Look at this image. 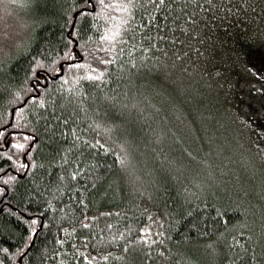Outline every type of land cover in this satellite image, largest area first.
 Here are the masks:
<instances>
[{"label":"trees","instance_id":"obj_1","mask_svg":"<svg viewBox=\"0 0 264 264\" xmlns=\"http://www.w3.org/2000/svg\"><path fill=\"white\" fill-rule=\"evenodd\" d=\"M23 1L0 264H264V0Z\"/></svg>","mask_w":264,"mask_h":264},{"label":"rangeland","instance_id":"obj_2","mask_svg":"<svg viewBox=\"0 0 264 264\" xmlns=\"http://www.w3.org/2000/svg\"><path fill=\"white\" fill-rule=\"evenodd\" d=\"M23 0H0V60L14 54L29 34Z\"/></svg>","mask_w":264,"mask_h":264},{"label":"snow or ice","instance_id":"obj_3","mask_svg":"<svg viewBox=\"0 0 264 264\" xmlns=\"http://www.w3.org/2000/svg\"><path fill=\"white\" fill-rule=\"evenodd\" d=\"M101 2H103V0H101ZM16 147H18V148H20V147H23V145H16ZM33 231H34V229H33ZM5 251H6V249H5Z\"/></svg>","mask_w":264,"mask_h":264}]
</instances>
